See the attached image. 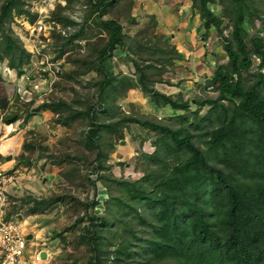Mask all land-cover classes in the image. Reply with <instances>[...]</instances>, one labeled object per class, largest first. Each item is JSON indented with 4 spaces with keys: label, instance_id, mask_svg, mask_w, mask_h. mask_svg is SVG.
<instances>
[{
    "label": "trees",
    "instance_id": "obj_1",
    "mask_svg": "<svg viewBox=\"0 0 264 264\" xmlns=\"http://www.w3.org/2000/svg\"><path fill=\"white\" fill-rule=\"evenodd\" d=\"M118 1L88 0L99 17ZM192 1L195 13L201 14L202 28L207 30L204 38H208L211 28H217L228 57V65L218 64L204 86L217 91V97L185 99L159 91L154 86L157 81L150 82L143 67H139L136 80L129 76L117 80L108 58L125 44L123 26L108 20L104 26L110 37L100 49L96 68L103 77L99 83L101 101L107 102L108 87L116 90L115 82L119 81L125 93L131 88L140 89L155 108H167L173 113L165 118L170 122L124 114L117 115L120 122L114 125L111 121L117 105H97L109 117L104 121L94 105L83 111L75 109L60 95L53 97L55 91L32 99L28 104L34 111L2 117L5 124H13L49 110L57 116L54 121L63 126H70L77 117L90 118L87 147L96 150L95 167L90 174L96 173L97 177L88 174L87 182L95 197L91 201L69 197L75 200V207L82 206L90 213L88 224L80 232V238L90 245V264H107L102 256L109 252L108 246L114 247L118 262L137 255L143 257L141 264H264V17L250 0H230L228 6L225 0ZM25 3L26 0H6L0 6V61L4 59L8 66L0 68L1 80L3 74L11 75L14 69L22 75V65L31 60L22 40L8 34L5 27L16 12L34 20ZM65 8L56 2L49 13L50 19L63 27L74 23L64 13ZM226 17L231 20L229 34H224L222 27ZM257 19L261 25H257ZM175 50L177 59L184 60V55ZM169 53L162 50L166 60L173 62L175 58ZM3 102L6 99L0 94V104ZM205 106L214 116L203 129L201 123L207 116L201 110ZM132 122L159 134H154L157 138L151 143L152 152L139 162L142 175L137 179L118 178L110 175L112 166L104 160L106 143L101 134L117 132L125 126L120 128V124ZM34 148V144H23L24 151ZM98 180L110 182L111 189L106 185L102 188ZM100 196L109 215L89 212L100 203ZM38 203L42 202H36L33 211ZM69 264L79 263L74 260Z\"/></svg>",
    "mask_w": 264,
    "mask_h": 264
},
{
    "label": "rangeland",
    "instance_id": "obj_2",
    "mask_svg": "<svg viewBox=\"0 0 264 264\" xmlns=\"http://www.w3.org/2000/svg\"><path fill=\"white\" fill-rule=\"evenodd\" d=\"M5 1L0 0V6ZM250 1H252L250 3L255 4L264 17V0ZM224 2L225 6H228L230 0ZM62 3L63 5L67 4L64 13L68 14L74 23H71L66 35L55 31L52 34L54 37L47 41L49 48L46 50L47 53L51 56L55 55V60L61 56L65 66V71L60 80L54 85L57 93H54L53 97L60 95L61 99L67 100L73 104L75 109L81 111L92 105L97 108L101 101L99 83L103 77L96 68L99 62L100 49L109 41L110 36L100 24L98 13L93 11L88 0H63ZM32 4L35 8L38 6L36 1L26 0L24 7L29 8ZM187 6H189V12L195 15L196 7L192 0H119L117 4L109 7L104 18H114L122 23L125 42L123 46H119L113 51L110 58L112 62L110 66H113L114 74L136 73L137 75L139 67H143L150 76V82L155 83V81L163 79L164 82L159 81L156 84L157 88H162L166 93H173L178 98L202 100L217 97L218 92L212 87L204 89L208 82L206 80L209 78L208 75L197 78L200 72H204V69L196 67L197 64L195 63L203 59L202 54L205 52L202 39H204V33L207 30L202 28V18L197 19L196 22L198 23L191 21L190 25L180 32L176 30L177 26L181 27L185 21L186 14L183 8ZM41 9H45V7L43 6ZM221 9L222 6L219 5L218 12ZM226 10L228 11V8ZM16 13L5 25L6 32L13 36H16L18 26L22 21L21 16H16L15 19ZM196 13L199 14L200 12L197 11ZM132 14H137V19ZM30 15L34 16L31 13ZM158 16H164V20L166 16H173V19L169 25L165 24L164 21L163 25H160L162 21L160 22L161 19ZM248 22L250 23L251 20ZM256 22L257 25H261L259 19ZM184 23H187V20ZM165 25L169 27L167 29L169 31L166 33L163 32ZM198 27L200 28L198 29ZM222 27L225 34H229L232 30L231 20L228 17L224 19ZM188 31L191 32L190 35L184 36V32L188 34ZM192 33L194 35L196 33L198 42L202 45L197 51L196 48L193 51L188 48L185 50L188 53L191 51L189 54L195 57L193 65H189L193 58H185L179 61L175 55L177 47L174 42L180 38L185 42H190ZM77 34L80 35L72 38ZM173 34L175 35L174 39L171 36ZM212 34L214 36L209 39ZM209 36L205 40V46L211 56L204 57L205 66L207 70L214 72L217 64L228 65V57L223 49L219 30L214 27L211 28ZM2 38L3 35L0 32V42H2ZM207 42L210 43L207 45ZM188 45L189 43L186 44L187 47ZM186 46H181V49H186ZM162 50H168L169 56L175 60L173 62L166 60L167 56L162 54ZM39 57L40 55H34L32 62H30L37 73L40 72L39 68L42 66L38 60ZM91 66L93 67L90 68ZM0 68L2 70L8 68L4 59L0 61ZM206 74L208 73L206 72ZM246 76L248 81L250 74ZM24 83L23 80L14 82L13 77L9 74H3V80L0 79V94L6 99L5 103L0 104V152H3V154L0 153V174H7L8 180H19L16 185L7 184V188L11 192L6 206L8 218H21L26 212L32 213V208L36 202H42L37 204L34 209L36 212L33 214L42 216L46 213L57 226L53 228L50 234L38 236L41 244H43L41 246L49 249L52 255L51 264H69L74 260H77L79 264H90V245L80 238V232L88 224L90 213H87V210L82 206L75 207V200L69 198L76 196L82 200L88 198L91 201L95 197L93 187L87 182L88 174L94 170L96 162V150L87 147L86 136L90 128V118L86 115L77 117L70 126H63L54 121L56 115L52 114L46 118L45 115H39L38 112L33 115H36L34 118L23 122V124H27L30 121L34 126H37L27 130L24 140V143L34 144L35 148L24 151L23 146L17 144L15 147H10V151H7L5 143L17 129H14L16 125L9 124L13 126L14 131L8 132L9 129L2 121V117L14 112L25 115L28 110L34 111L35 109L26 103L30 99L27 93L30 90L21 91ZM161 83H167L170 87ZM115 84L118 86L116 90L108 87L109 96H106V100L107 104L118 106V116L123 117L124 114H132L135 118L143 120H158L173 114L170 111L160 114L154 110L150 104L152 103L150 99L147 101L144 97L134 99L135 102L128 101L129 94H125L123 86L119 81H116ZM136 93L133 92V94ZM122 95L124 97L120 99L119 97ZM49 98L53 99L50 96ZM195 107L192 106L193 109ZM209 110V106H205L201 110V113L207 116L201 123L203 129H205L206 124L211 123L212 116H214L213 113H209ZM35 119L36 123H33ZM165 120L170 122L169 118ZM116 122H120L118 117L114 118L111 124L115 125ZM122 125H125L122 130L101 134L104 143L107 144L103 145L104 153L108 158L104 160L106 164L112 166L109 170L110 175L118 178L137 179L142 175L139 170V162L146 157L149 151V149L146 151L144 145L152 143L157 138V135L154 136L157 132L148 131L135 122L120 124V128ZM132 137L139 141L132 140ZM140 140L144 143H141ZM6 156H12V158L7 160ZM11 163L13 165L9 167ZM26 166L29 168L24 170L23 168ZM24 172L31 173L33 176L30 180L32 181L30 182L32 188L30 191L34 195L26 192L20 194L16 190L17 185L23 186L26 185L25 182H29L20 179L21 173ZM8 174L11 176L8 177ZM92 175L93 178H96L95 173ZM98 183L102 184V188L106 185L107 188L111 189L110 182L104 181L103 183L98 180ZM57 196L65 198L57 200L60 198ZM106 206L100 196V203L90 209L89 212L94 215H109L110 212L106 210ZM140 207L142 210L146 209L144 206ZM58 232L61 234L58 235ZM120 238L122 239L121 236ZM30 243L29 241L28 249ZM31 247L35 249L34 246L31 245ZM108 250L109 252L102 256V261L107 264H141L143 261V257L133 255L123 262H118L114 247L108 246Z\"/></svg>",
    "mask_w": 264,
    "mask_h": 264
},
{
    "label": "clouds",
    "instance_id": "obj_3",
    "mask_svg": "<svg viewBox=\"0 0 264 264\" xmlns=\"http://www.w3.org/2000/svg\"><path fill=\"white\" fill-rule=\"evenodd\" d=\"M33 1H36L38 3V6H36V8L33 6V4L31 5V7H29L30 13L35 16L33 21L31 20L32 17H28L27 14H22V15L21 14L20 15L16 14L15 15V19H16V16H21V19H22V21H20V25L18 26L17 34L16 35L19 37V39L22 40L24 47L31 54V60H30V62H32L34 55L35 56L40 55V57L38 58V60L40 61V63H41L42 66L39 68V71L40 72L37 73L33 69V66H31V64L29 62V63H24L22 65V67H23L22 68V71H23L22 75H18V72H17L16 69H14L12 71L13 73L11 72V75H12L11 77H13V81L14 82H18L20 80H23L25 82L24 85L21 88V91L22 90H30V91H27L30 99L26 103H29L34 98H42L44 95L50 94L52 91H55V88H54L55 86L54 85H56V83L60 80L61 75L65 71V66H64V63H63V60H62V57L61 56H58V58L55 60V55L51 56L50 54L47 53L46 50L49 49L47 47V45H48L47 41H50L54 37L52 35L54 31H58L61 34L66 35L67 34V31L70 28V25L69 26H66V27H63L61 23H59V22H57L55 20H51L50 19V14L49 13L51 12L52 9L55 8L56 2H60L62 4V6H66L67 5V4L66 5H63V3H62L63 0H33ZM64 1H67V0H64ZM94 1L97 2L98 0H94ZM43 6L45 7V9H41V7H43ZM130 7H132V5H130ZM25 8H26V6H25ZM26 9H28V8H26ZM108 9L109 8H107V11H108ZM183 11H185L186 17H188L189 14L190 15L192 14V13L189 12V6L186 8V10H185V8H183ZM36 12H37V14H36ZM94 12H96V11H94ZM106 14H107V12L102 17H99L98 16L99 17V20H100V24L104 27L105 30H107L106 27L104 26V22L105 21H108V20L118 21V20H116L114 18H104V16ZM195 14H198V13H195ZM132 15H133V17H135L137 19V14L136 15L132 14ZM199 15H200V13H199ZM200 17H201V15H200ZM102 21H103V24H102ZM160 22H161V20H160ZM177 27H179V26H177ZM215 29H217V28H215ZM224 34H225V31H224ZM213 36H214L213 34L210 35L209 36V39H211ZM205 40H206L205 38L202 39V42H203V46L205 47L204 57H207V56H211V54L209 53L208 50H206ZM209 43L210 42H207V45ZM112 55H113V52H112ZM204 57H203V59H204L203 62L205 64V58ZM110 58H108V61H109V64L112 65V62H111ZM110 67H111V69L113 71V66H110ZM204 69L206 71L204 73L200 74V75H197V78L200 77V76H205V75H208L209 78L212 77V73L213 72H211L210 70H207V68H206L205 65H204ZM215 70H216V68H215ZM206 72L208 74H206ZM114 73L115 72H113V75L115 76V78L117 80L122 79L124 76H129V77L133 78L134 80H136L137 79V75H138V73H137V75H136V73L135 74H121V75L114 74ZM209 78H207V79H209ZM158 82L159 81H157L155 83V85H154L155 88L157 90H159V91L164 92L162 88H157L156 84ZM160 82H164V81H160ZM119 83L122 86V83L121 82H119ZM161 84L164 85V86H166V87H170V85L167 84V83H161ZM134 90H139L140 92H142L143 93V96H141V97H144L145 99H147V101H149V98L140 89L131 88L126 93L129 94L130 91H132V94H133V92H135ZM168 94H170V93H168ZM123 97L124 96L122 95L119 98L120 99H123ZM130 98H132L131 95H129L128 101L135 102L133 98H132V100ZM102 99L104 100V96L102 97ZM101 103H104L103 108H107L108 105H109V104H107V102H104V101H100L99 104H101ZM150 104L152 105V107H154L152 103H150ZM114 105H116V104H114ZM97 109L99 111L98 115L99 116L101 115V117L105 118L104 121H106V119H108L109 117H106L105 114L100 111V109L98 108V106H97ZM154 110L155 111H158L160 114L163 113V112H165V111H169V110H167V108H164V107H162V108H155L154 107ZM48 112L50 114L48 117H50L52 114H54L53 112H51L49 110H48ZM116 117H117V109H116V112H115V118ZM166 117L164 116V119ZM150 120H153V119H150ZM132 140H138V139H135L134 137H132ZM144 146H145L146 151L149 149V151L147 153H151L152 144L149 143V145L146 144ZM11 158H12V156H11ZM11 158H9V159H11ZM92 174H94V173H91L90 174L91 177H93ZM95 175H97V174L95 173ZM10 176L11 175L8 174V177H10ZM16 179H17V177H16ZM20 179L21 180H25L24 177H21V176H20ZM8 183H10L12 185H16L17 183H19V180H17V181L8 180L7 174H3V173L0 174V188H1V186H4L6 188V201H5V204L3 206L2 217H3V219L5 221H8V222H16V223L20 224L21 229L25 233V236H26V239H27V256L30 259L34 258L35 255L38 254V253H40L41 256H42V253L45 252V257L42 256V260H39V261L36 262V263H39V262H41V261H43V260L46 259L47 255L49 254V252H48L49 249L43 248L41 246L43 244H36L35 243V239H36L35 238L36 237L35 235H32L31 234L32 235V238H28V236H29L30 233L26 231L25 226H24V223H23V220H22V217L21 218H16V219H14V218H7L8 215H7V207L6 206L8 205L9 194L11 193L10 190H8V188H7V184ZM18 186H21V185H17V188H18ZM17 188H16V190H17ZM13 195H14V193H13ZM33 212H36V211H33L32 210V214H33ZM29 241L31 243H33L32 245H34V246L40 245L39 248L36 247L35 248L36 250L33 251L32 253H30V249L31 248L28 249ZM31 243H30V245H31ZM50 255H51V253L48 255L49 258H50Z\"/></svg>",
    "mask_w": 264,
    "mask_h": 264
},
{
    "label": "crops",
    "instance_id": "obj_4",
    "mask_svg": "<svg viewBox=\"0 0 264 264\" xmlns=\"http://www.w3.org/2000/svg\"><path fill=\"white\" fill-rule=\"evenodd\" d=\"M188 7V6H187ZM187 7H185V10H186V8ZM158 15H159V13H158ZM158 18H160L161 19V25H163V21H164V23L166 24H170L171 22H172V19H173V16H171V17H167L166 16V19L164 20V16L163 17H160V16H158ZM200 18V15L199 14H195V15H193V14H189V16L188 17H186L185 18V21L187 20V23H182L181 24V27L179 26V27H177V32H180V31H182L183 30V28L185 29V28H187L189 25H190V23H191V21H194V22H196L197 21V19H199ZM196 23H198V22H196ZM196 23H195V25H196ZM167 29H169V27L168 26H164V28H163V32L164 33H166V31H169V30H167ZM173 30V29H172ZM190 31H188V34H186L185 32H184V36H188V35H190ZM191 37H192V39H190V42H185V41H183L181 38H180V40H178V41H176V42H174L175 44H176V47H177V49H178V51L179 52H181L183 55H184V57L185 58H193L190 62H189V65H193V63H194V59H195V57H193L191 54H189L191 51H193V49L194 48H196V51L199 49V47L202 45V44H199V42H198V36L196 35V33H195V35L192 33L191 34ZM172 38L174 39L175 38V35L173 34L172 35ZM189 43V45H188V47L186 46V44H188ZM183 45H185L186 46V49H181V46H183ZM187 48L188 49H190L191 51L188 53V52H186L185 50H187ZM204 54H205V52L202 54L203 55V57H204ZM195 56H199V55H197V54H194ZM203 60L204 59H202L201 61H199L198 63H197V61L195 62L197 65H196V67H198V68H202V69H204V62H203ZM206 70L204 69V72H205ZM204 72H202V73H204ZM201 72L198 74V75H200V74H202ZM192 75V74H191ZM193 76V75H192ZM135 92H137L136 94H132V91H130V93H129V95H131L132 96V98L133 99H136V98H140L141 96H143V93L142 92H140L139 90H134ZM132 98H130L131 100H132ZM45 115L46 116V118L50 115L49 114V112H48V110H41V111H39V115ZM36 116V115H35ZM35 116H33L32 118H34ZM23 119H20L19 121H17L16 123H13L12 125H16V128H14V129H17V131L15 130V132L13 133V135H11L10 136V138L9 139H7L8 141L5 143L6 144V150L7 151H10V147H15L17 144L19 145L20 144V146L22 147L23 146V144H24V140H25V133L27 132V130L28 129H30V128H36L37 126H34V124H32V123H30V121H29V123H27V124H23ZM33 123H36V119L34 120V122ZM5 126H7V128L9 129L8 130V132H13L14 130H13V126H11V125H5ZM13 130V131H12ZM1 154H3V152H0ZM6 158H7V160H9V158H8V156H6ZM10 162V161H9ZM14 163V162H13ZM13 163H11L10 165H9V167L11 166V165H13ZM29 167L28 166H26V167H24L23 169L24 170H27ZM58 172V171H57ZM22 174V176L21 177H24V181H29V182H25L26 183V185H21V186H18V188H17V191L20 193V194H24V192H26L27 194H31V195H33L34 193L32 192V191H30L32 188H31V183L30 182H32V181H30L32 178H33V176L31 175V173H26V172H24V173H21ZM30 178V179H29ZM13 217V216H12ZM7 218H8V216H7ZM17 218H20V217H17ZM22 220H23V223H24V226H25V229H26V231L27 232H29L30 234H32V235H35L36 237V239H35V243L36 244H41V241H40V239H38V236H41V235H43V236H45V235H47V234H50L51 233V231L53 230V228L54 227H57L56 226V224L54 223V222H52L51 221V219H50V216H48L46 213H44L42 216L41 215H37V214H32V213H25L24 215H22ZM41 226V227H40ZM33 243H31V245H32ZM31 245H30V253H32L33 251H35L36 249H32V247H31ZM32 246H34V245H32ZM39 246L40 245H37V246H34V248H39ZM48 252H49V254H50V251L48 250ZM29 253V254H30ZM28 254V255H29ZM48 254V255H49ZM48 255H47V257H46V259L45 260H43V261H41V262H39L40 264H51V258H52V255H50V258L48 257ZM36 264H38V263H36Z\"/></svg>",
    "mask_w": 264,
    "mask_h": 264
},
{
    "label": "built area",
    "instance_id": "obj_5",
    "mask_svg": "<svg viewBox=\"0 0 264 264\" xmlns=\"http://www.w3.org/2000/svg\"><path fill=\"white\" fill-rule=\"evenodd\" d=\"M6 201V188H0V264H36L42 260L40 253L30 259L27 256V239L20 224L5 221L2 217Z\"/></svg>",
    "mask_w": 264,
    "mask_h": 264
},
{
    "label": "water",
    "instance_id": "obj_6",
    "mask_svg": "<svg viewBox=\"0 0 264 264\" xmlns=\"http://www.w3.org/2000/svg\"><path fill=\"white\" fill-rule=\"evenodd\" d=\"M198 29H199V27H198ZM8 158H11V156H8ZM28 238H32V235L29 234ZM42 256L45 257V252L42 253Z\"/></svg>",
    "mask_w": 264,
    "mask_h": 264
}]
</instances>
